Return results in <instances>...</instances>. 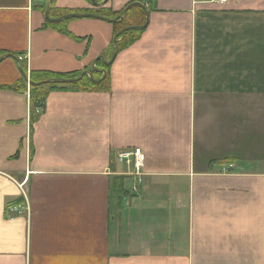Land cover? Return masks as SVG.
Wrapping results in <instances>:
<instances>
[{"label":"crops","instance_id":"obj_1","mask_svg":"<svg viewBox=\"0 0 264 264\" xmlns=\"http://www.w3.org/2000/svg\"><path fill=\"white\" fill-rule=\"evenodd\" d=\"M95 1L119 11L134 0ZM141 3L146 27L98 88L42 85L30 122L31 85L0 87V264H264V0ZM51 5L94 6L0 0V50L17 54L0 60V86L22 77L20 61L92 74L108 60L110 21L47 25ZM134 148L140 188L117 160Z\"/></svg>","mask_w":264,"mask_h":264},{"label":"trees","instance_id":"obj_2","mask_svg":"<svg viewBox=\"0 0 264 264\" xmlns=\"http://www.w3.org/2000/svg\"><path fill=\"white\" fill-rule=\"evenodd\" d=\"M142 0H134L133 2H139L141 3ZM129 3V4H130ZM128 3L119 11H113L110 8L107 7H99V6H93L88 11H85V13H92L96 14L98 16L103 17L102 19L110 21V19H114L118 17L115 21H110L113 27V36L117 35V52L119 50H122L128 45H130L137 37V34L140 30L138 29H129L124 31L123 33L119 34L120 30L128 27L130 25L139 24L136 23L135 20L142 19L144 20V14H143V8L139 6L138 4H132L126 11L123 13V10L126 6L129 5ZM142 4V3H141ZM81 12V11H80ZM62 12L59 11V13H53V7L52 5L49 7V16L58 17ZM72 18H69L67 20H62L60 22H47V25L51 26H57L62 25L66 21L70 20ZM129 20L131 21L129 23ZM62 31H65L64 29H60ZM68 34V33H67ZM113 52V43L110 44V51L108 55V59H110ZM6 51L0 50V55L5 54ZM15 56V59L17 60V54H13ZM100 66V68L105 69V76L102 80L99 82L92 81L87 75H84L80 80L76 82H71L68 84H48V89H73V90H88V89H94L98 88L100 85L106 83L109 79L108 77V69L109 66H106L102 63V61L98 59V63L96 64V67ZM19 68L23 70L24 73L28 74L29 80L32 82H39L44 79L49 78H75L80 73L79 72H70V73H54L49 71H28L26 63L24 61L19 62ZM98 68V67H97ZM93 77L99 78L102 73L100 71H92ZM1 88L11 89L16 92H23L26 90L27 82L26 80L21 77L18 79L14 84L8 85V86H0ZM48 90H46L43 86H29V115H30V122H34L37 117L42 113L43 106H44V99L46 96ZM41 108V113H36V108ZM126 176H116L112 178L111 180V188L118 196V204L121 203V198L125 196L128 191L125 187V179Z\"/></svg>","mask_w":264,"mask_h":264},{"label":"water","instance_id":"obj_3","mask_svg":"<svg viewBox=\"0 0 264 264\" xmlns=\"http://www.w3.org/2000/svg\"><path fill=\"white\" fill-rule=\"evenodd\" d=\"M51 3H52V0H49V5ZM91 3L93 5H98V3L95 0H91ZM132 4H138L139 6H141L143 8V11L145 13V22L142 25H134V26L125 27V28L120 30L119 34L123 33L126 30H129V29H142V28L146 27V25H147L148 16H147L146 9H145L144 5H142L141 3H139V2L130 3L128 6L125 7V9L123 10V13H125V11ZM48 11H49V7H47L45 9V11H44V18L47 21H49V22H60L62 20H66V19H69V18H77V17H94V18H101V19L103 18L101 16H98V15L92 14V13H68V14H64V15H61V16L56 17V18H52V17L49 16ZM117 19H118V17H116L114 19H110V21H115ZM116 38H117V35H115L113 37V40H112L113 52H112V55H111L110 59L105 60L102 56H98L94 60V62L97 59H99V60L102 61V63L104 65H109V64L112 63V61H113V59H114V57H115V55L117 53V40H116ZM4 57H14V56L12 54H10V53H7V54H4V55H1L0 56V60H2ZM92 69L94 71H100L102 73V76H101L100 79H95L89 71H83L75 78H49V79L41 80L39 82H32V81L29 80L28 76L23 72V70L21 68H19V71H20L22 77L26 80V82L29 85H31V86H42V85H47V84H51V83H54V84H67V83H71V82H76V81L80 80L84 75H87L94 82H99L105 75V69H99L95 65H93Z\"/></svg>","mask_w":264,"mask_h":264},{"label":"built area","instance_id":"obj_4","mask_svg":"<svg viewBox=\"0 0 264 264\" xmlns=\"http://www.w3.org/2000/svg\"><path fill=\"white\" fill-rule=\"evenodd\" d=\"M217 1H225V0H217ZM36 113H41V108H36ZM117 160L120 163H124L125 165L132 166L134 169V175H136V187L140 188L141 179L138 178L140 175V169L143 163V154L141 153L139 148H134L128 151H121L117 154ZM134 186V189L136 188ZM26 203L24 205H12L9 207L10 214H21L26 211Z\"/></svg>","mask_w":264,"mask_h":264},{"label":"rangeland","instance_id":"obj_5","mask_svg":"<svg viewBox=\"0 0 264 264\" xmlns=\"http://www.w3.org/2000/svg\"><path fill=\"white\" fill-rule=\"evenodd\" d=\"M131 21L129 20V23H130ZM135 22L136 23H139V24H134V25H142L143 23H144V20H142V19H139V20H135ZM134 25H130V26H134ZM128 166V165H127ZM132 167V166H131ZM128 173V172H127ZM127 187H128V185H127Z\"/></svg>","mask_w":264,"mask_h":264}]
</instances>
